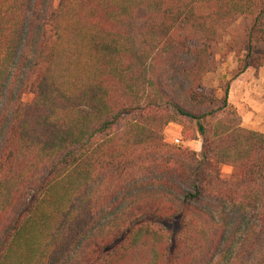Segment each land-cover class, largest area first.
Here are the masks:
<instances>
[{
    "label": "trees",
    "instance_id": "trees-1",
    "mask_svg": "<svg viewBox=\"0 0 264 264\" xmlns=\"http://www.w3.org/2000/svg\"><path fill=\"white\" fill-rule=\"evenodd\" d=\"M57 1L0 0V264H264V134L203 85L264 0Z\"/></svg>",
    "mask_w": 264,
    "mask_h": 264
},
{
    "label": "rangeland",
    "instance_id": "rangeland-1",
    "mask_svg": "<svg viewBox=\"0 0 264 264\" xmlns=\"http://www.w3.org/2000/svg\"><path fill=\"white\" fill-rule=\"evenodd\" d=\"M55 0L54 5H57ZM251 26V20L245 17L237 19L230 36L218 47L216 52V71L209 74L203 85L210 93L214 92L218 97L222 95L221 89L229 84V103L238 112L242 120V126L251 131L264 134V68H249L240 76H237L243 58L246 55L245 34ZM259 54H264V46L258 49ZM34 92L30 90L22 100L30 103ZM181 127L172 125L164 131V138L173 146L182 145ZM175 140H179L177 145ZM187 147L198 155L203 148L202 139L187 144ZM214 173L224 180H231L233 171L226 166H219ZM169 233L177 229L176 223L165 224Z\"/></svg>",
    "mask_w": 264,
    "mask_h": 264
},
{
    "label": "built area",
    "instance_id": "built-area-1",
    "mask_svg": "<svg viewBox=\"0 0 264 264\" xmlns=\"http://www.w3.org/2000/svg\"><path fill=\"white\" fill-rule=\"evenodd\" d=\"M175 143L178 145L180 143V141L179 140H175Z\"/></svg>",
    "mask_w": 264,
    "mask_h": 264
},
{
    "label": "crops",
    "instance_id": "crops-1",
    "mask_svg": "<svg viewBox=\"0 0 264 264\" xmlns=\"http://www.w3.org/2000/svg\"><path fill=\"white\" fill-rule=\"evenodd\" d=\"M172 125H174V124H171V125L168 126V130L170 129V127H171ZM180 133H181V132H179V134H180Z\"/></svg>",
    "mask_w": 264,
    "mask_h": 264
}]
</instances>
